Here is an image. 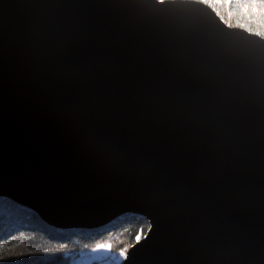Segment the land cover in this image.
I'll return each mask as SVG.
<instances>
[{
  "label": "water",
  "instance_id": "water-1",
  "mask_svg": "<svg viewBox=\"0 0 264 264\" xmlns=\"http://www.w3.org/2000/svg\"><path fill=\"white\" fill-rule=\"evenodd\" d=\"M0 195L67 228L144 216L120 264H264V87L135 0H0Z\"/></svg>",
  "mask_w": 264,
  "mask_h": 264
},
{
  "label": "trees",
  "instance_id": "trees-1",
  "mask_svg": "<svg viewBox=\"0 0 264 264\" xmlns=\"http://www.w3.org/2000/svg\"><path fill=\"white\" fill-rule=\"evenodd\" d=\"M223 13L226 15L225 11ZM237 19L233 16L231 23L236 24ZM239 22L247 23L245 20ZM250 26L257 27L255 24ZM148 227L149 222L144 216L132 213L120 215L93 229L52 225L33 209L0 195V256L5 258L0 264H70L79 252L92 249L97 242L111 244L113 254H119L121 248L135 242L137 231L143 229L146 233ZM59 244L67 245V249L46 251ZM75 252L78 253L70 255Z\"/></svg>",
  "mask_w": 264,
  "mask_h": 264
},
{
  "label": "snow or ice",
  "instance_id": "snow-or-ice-1",
  "mask_svg": "<svg viewBox=\"0 0 264 264\" xmlns=\"http://www.w3.org/2000/svg\"><path fill=\"white\" fill-rule=\"evenodd\" d=\"M135 3L143 10L161 15L178 29L196 34L205 44L209 56L214 61L250 75L259 86L264 87V45H256L255 42L244 43L237 39L236 34L225 30L207 29L196 19L192 9L193 5L206 4L215 11L216 16L228 28H239L264 41V0H135ZM220 9L227 12V19ZM233 16L238 18L236 24L231 23ZM240 20H245L247 23H240ZM252 24L257 26L256 29L250 26ZM20 236L23 237L24 233L21 232ZM142 238H146V233L140 229L135 233V242L139 243ZM134 246L135 244H130L121 248L118 256L128 259V251ZM111 248V244L97 242L91 250L93 252L111 251ZM65 249L67 245L59 244L46 251ZM4 259L0 256V260Z\"/></svg>",
  "mask_w": 264,
  "mask_h": 264
},
{
  "label": "rangeland",
  "instance_id": "rangeland-1",
  "mask_svg": "<svg viewBox=\"0 0 264 264\" xmlns=\"http://www.w3.org/2000/svg\"><path fill=\"white\" fill-rule=\"evenodd\" d=\"M221 13L224 15V9H220ZM225 19H227V12L225 11ZM78 253V252H77ZM75 253H71V256H74ZM123 257H119L118 254H113L112 251H97L93 252L91 249L84 250L81 253L77 254V257L74 258L70 264H118Z\"/></svg>",
  "mask_w": 264,
  "mask_h": 264
}]
</instances>
